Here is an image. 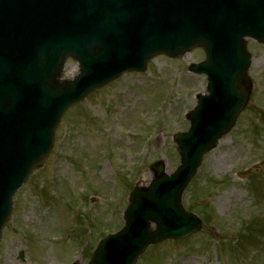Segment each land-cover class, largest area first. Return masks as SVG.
Listing matches in <instances>:
<instances>
[{
  "label": "rangeland",
  "instance_id": "1",
  "mask_svg": "<svg viewBox=\"0 0 264 264\" xmlns=\"http://www.w3.org/2000/svg\"><path fill=\"white\" fill-rule=\"evenodd\" d=\"M245 43L248 105L182 196L202 230L148 248L136 264H264V45ZM203 57L201 49L155 57L144 73L124 74L64 113L43 167L13 197L0 264H87L97 242L122 228L130 191L152 180L149 167H178L172 137L188 130L185 115L206 87L186 68ZM76 68L65 61L60 78L73 79Z\"/></svg>",
  "mask_w": 264,
  "mask_h": 264
},
{
  "label": "water",
  "instance_id": "2",
  "mask_svg": "<svg viewBox=\"0 0 264 264\" xmlns=\"http://www.w3.org/2000/svg\"><path fill=\"white\" fill-rule=\"evenodd\" d=\"M248 1L249 3H247ZM211 0L207 15L212 14L222 21H228L237 33L234 34V43L225 36L221 42L232 44V53L235 59L241 62L240 68L229 72V82L221 88L215 84L208 87L209 96H199L197 107L187 115L191 123V129L187 134L177 135L174 140L178 146L181 157V166L178 171L167 178L164 174L162 163L151 168L154 180L147 189L135 188L130 197V205L124 213L125 228L115 236L108 237L98 246L89 264H134L142 252L149 246L167 239H181L200 229V223L193 216L185 213L180 206V196L188 181L199 167L202 156L212 150L221 136L225 135L234 125L237 115L247 103L250 84L242 81L245 79L249 67V56L245 53L243 36H251L264 44V0ZM113 19L117 21L128 20L120 11L115 12ZM250 33H241L249 31ZM253 33V34H252ZM206 39L196 38L189 43V48L202 46L206 52L207 61L203 63L208 68L214 62L212 49ZM236 42V43H235ZM235 46V50H234ZM108 48V47H107ZM188 49L157 50L147 48L143 53L142 64L137 67H129L111 74L107 78L95 82L88 87L73 88L75 82H57L64 59L68 54L63 55L55 70L47 77L43 76L37 84H41V98L32 107L30 90L31 82L23 79L17 87L10 84L6 76L12 75L18 69L10 70L8 73L0 70V87L2 92H11L12 96L6 97V109L11 106L16 109L11 113L10 133L13 132L14 142L4 157V168L0 167V232L7 221L11 211V197L16 189L27 179L34 167H40L50 152L53 141V132L62 114L72 105L81 102L87 95L97 88L104 86L117 78L125 71H143L145 64L156 54L163 53L169 57H180ZM109 52H106L103 60L108 62L111 59ZM75 60H77L76 57ZM82 61L88 62L89 57L85 54ZM7 67V66H6ZM5 67V68H6ZM197 71L198 67H194ZM17 88H14V87ZM229 97L224 111L225 122L211 135L207 128V112L217 104L216 98ZM202 118L204 119L202 121ZM50 121V122H49ZM46 125L44 132L39 128ZM34 130L36 136L29 135L28 131ZM20 144L13 149L15 144ZM41 144L43 152L34 157L27 151L24 144L33 142ZM7 144H5V148ZM23 179V180H22ZM150 223L156 225V231H150Z\"/></svg>",
  "mask_w": 264,
  "mask_h": 264
},
{
  "label": "bare ground",
  "instance_id": "3",
  "mask_svg": "<svg viewBox=\"0 0 264 264\" xmlns=\"http://www.w3.org/2000/svg\"><path fill=\"white\" fill-rule=\"evenodd\" d=\"M71 66H70V69L68 70V68L66 69V71H68V73H71ZM231 195H236V199H240L241 195L240 194H231Z\"/></svg>",
  "mask_w": 264,
  "mask_h": 264
}]
</instances>
